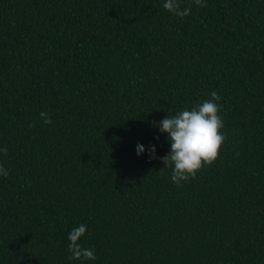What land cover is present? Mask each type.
I'll return each instance as SVG.
<instances>
[{"label":"trees","instance_id":"16d2710c","mask_svg":"<svg viewBox=\"0 0 264 264\" xmlns=\"http://www.w3.org/2000/svg\"><path fill=\"white\" fill-rule=\"evenodd\" d=\"M164 2L0 0V264H264V0ZM213 91L226 139L177 185L156 125Z\"/></svg>","mask_w":264,"mask_h":264},{"label":"clouds","instance_id":"9594fccd","mask_svg":"<svg viewBox=\"0 0 264 264\" xmlns=\"http://www.w3.org/2000/svg\"><path fill=\"white\" fill-rule=\"evenodd\" d=\"M196 5L207 7L203 0H195ZM163 8L169 13L186 17L191 8L181 9L180 0H165ZM221 97L211 92V99L204 100L193 106L191 110L184 109L175 115H168L159 122L161 133H166L171 145L170 152L162 157L164 168H171V180L180 185L189 179H195L197 173L205 166L212 165L219 157L221 148L226 137L222 133L224 121L219 115L221 105L218 101ZM40 118L44 124H51L50 114L46 111L40 112ZM145 148L137 145V155H142ZM154 146H149L150 159H157ZM0 153L7 155V148H0ZM163 169L160 172H163ZM10 173L3 164H0V176L7 177ZM87 232V226L80 224L73 228L68 235V251L71 253L69 259L83 261L95 260L97 257L91 248H85L79 243Z\"/></svg>","mask_w":264,"mask_h":264}]
</instances>
